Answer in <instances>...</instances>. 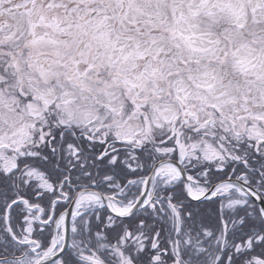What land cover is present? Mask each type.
<instances>
[{
	"label": "snow or ice",
	"instance_id": "obj_1",
	"mask_svg": "<svg viewBox=\"0 0 264 264\" xmlns=\"http://www.w3.org/2000/svg\"><path fill=\"white\" fill-rule=\"evenodd\" d=\"M0 264H264V0H0Z\"/></svg>",
	"mask_w": 264,
	"mask_h": 264
}]
</instances>
